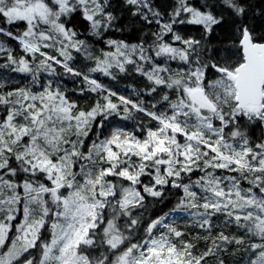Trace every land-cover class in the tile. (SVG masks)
<instances>
[{
    "label": "snow or ice",
    "instance_id": "obj_1",
    "mask_svg": "<svg viewBox=\"0 0 264 264\" xmlns=\"http://www.w3.org/2000/svg\"><path fill=\"white\" fill-rule=\"evenodd\" d=\"M254 7L0 0V264H264Z\"/></svg>",
    "mask_w": 264,
    "mask_h": 264
},
{
    "label": "trees",
    "instance_id": "obj_2",
    "mask_svg": "<svg viewBox=\"0 0 264 264\" xmlns=\"http://www.w3.org/2000/svg\"><path fill=\"white\" fill-rule=\"evenodd\" d=\"M175 3V0H154V4L157 6H160L162 9H168L171 8ZM252 3L255 5L253 12L256 11V9L264 6V0H252ZM138 19V18H137ZM253 22L256 24V26L259 28V26H261L262 23V18L260 16H254L253 17ZM20 25H14L13 26V30H15L16 27H18ZM117 27H123L124 31L121 33H112L110 32L109 35H112L113 38H117V39H127L129 42H132L133 37H136L139 35V33L135 30L137 27H139V25H137L136 23L132 22L129 20L128 16L125 15L120 22L118 23ZM147 27L149 26H145V28L141 29L142 31L146 30ZM151 28H155L156 25H151ZM79 31H85L84 28H79ZM185 29H181V31H184ZM198 29L196 27H189L187 29V31L190 32H195ZM214 39L220 38L223 36V33L220 32L219 29L216 30L215 33L212 34ZM84 38V37H81ZM150 38V37H149ZM93 42V41H90ZM7 43L9 45H14V42L11 40H8ZM2 62V61H0ZM79 62V61H77ZM173 67H175V64L172 65ZM6 70L0 69V74L4 73ZM129 75H125V74H119L118 76V86L121 89H124L125 91L128 90V86L132 85L134 87H143V80L142 78H137L135 73H132L131 69H129ZM19 74L14 75V78H18ZM103 79V82L108 83V79L107 78H101ZM65 83L67 84V86L69 88L72 87V82L71 80H65ZM197 175H199V173H197ZM195 178V177H193ZM171 204V201H169V205Z\"/></svg>",
    "mask_w": 264,
    "mask_h": 264
}]
</instances>
